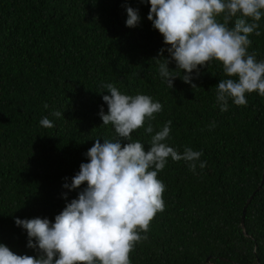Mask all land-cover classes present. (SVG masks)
Returning <instances> with one entry per match:
<instances>
[{"label":"trees","instance_id":"16d2710c","mask_svg":"<svg viewBox=\"0 0 264 264\" xmlns=\"http://www.w3.org/2000/svg\"><path fill=\"white\" fill-rule=\"evenodd\" d=\"M127 7L139 10L132 28ZM149 11L147 0H0V244L37 256L15 219L54 223L86 187L63 185L89 162L85 154L95 139H120L99 115L101 107L108 111L103 85L112 83L122 94L149 95L163 106L151 121L153 133L146 123L133 141L147 150L171 120L164 143L181 154L186 147L203 153L195 171L169 157L158 173L165 207L141 232L147 239L136 244L131 264H264V97L246 93V106L229 99L222 112L217 84L238 78L227 77L215 60L198 76L194 70L196 88L176 78L170 89L154 60L169 58V46ZM259 24L261 35H250L248 48L258 62L264 61V16ZM169 68L182 75L174 61ZM44 117L54 127L41 126Z\"/></svg>","mask_w":264,"mask_h":264},{"label":"clouds","instance_id":"9594fccd","mask_svg":"<svg viewBox=\"0 0 264 264\" xmlns=\"http://www.w3.org/2000/svg\"><path fill=\"white\" fill-rule=\"evenodd\" d=\"M147 2V19L169 46V58L163 62L154 60L170 89L176 78L196 88L192 84L194 70L198 76L201 67H208L215 60L222 63L227 77L238 78L223 79L217 84L216 100L222 112L228 110L229 99L237 106H246V93L256 92L264 97V61L258 62L255 54L248 52L252 43L249 36L261 35L258 29L264 16V0ZM126 11V26H137L139 10L127 7ZM164 51L160 50L161 57ZM172 61L182 75L169 68ZM103 87L110 93L102 97L108 111L105 114L101 107L99 115L103 125L111 124L120 139H103V143L95 139L85 154L89 162L81 163L70 185H63L69 190L84 184L86 187L55 216L54 223L40 217L15 219V224L27 232V247L38 255H17L0 244V264H131L130 254L136 244L147 239L141 232L147 233L156 213L164 210L165 185L157 176L168 158L188 162L190 170L195 171L201 151L186 147L181 154L164 143L170 139L171 120L152 135L147 150L143 143L133 141L132 133L146 123L145 131L153 133L151 121L163 110L161 103L149 95L122 94L112 83ZM52 115L59 118L63 113L54 111ZM40 124L54 127L47 117ZM214 126L213 123L210 128ZM199 166L204 168L206 161Z\"/></svg>","mask_w":264,"mask_h":264},{"label":"water","instance_id":"95a60500","mask_svg":"<svg viewBox=\"0 0 264 264\" xmlns=\"http://www.w3.org/2000/svg\"><path fill=\"white\" fill-rule=\"evenodd\" d=\"M253 196V195H252ZM252 196L248 199L247 203L245 204L244 206V209H243V216L241 218V227L243 228V220H244V214H245V209H246V206L248 205V203L250 202Z\"/></svg>","mask_w":264,"mask_h":264}]
</instances>
